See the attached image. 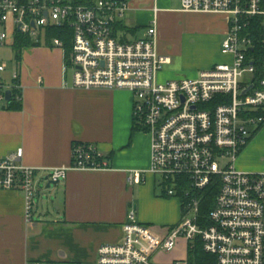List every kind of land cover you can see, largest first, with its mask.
I'll return each mask as SVG.
<instances>
[{
  "label": "built area",
  "instance_id": "obj_1",
  "mask_svg": "<svg viewBox=\"0 0 264 264\" xmlns=\"http://www.w3.org/2000/svg\"><path fill=\"white\" fill-rule=\"evenodd\" d=\"M128 7L123 0H97L91 5L0 0V46L12 45L17 32L42 44L48 30L70 29L69 55L61 39L52 40L65 52V80L70 77L71 86L78 89L132 93L135 125L151 136L152 143L150 167L131 172L129 183L140 184L147 173L158 175L165 193L180 198L181 221L160 236L138 220L132 207L122 241L101 245L94 263L27 264H193L192 241L215 258L210 264H264V171L236 167L253 133L264 124V0H181L184 12L226 16L222 50L230 60L216 63L196 78L166 82L159 80V73L171 58L157 50L156 19L144 38L117 36L115 27ZM6 69L7 64L0 62L1 103L7 102V91L12 97L14 88L21 89L16 72L10 84L3 80ZM22 156L20 148L0 158V189L23 194L28 222L33 221L41 171L46 184H59L71 170L110 169L107 158L90 143H74L68 167H31L21 162ZM216 185L214 206L203 217L202 200ZM181 238L187 242L186 258L156 262L155 255L171 253Z\"/></svg>",
  "mask_w": 264,
  "mask_h": 264
},
{
  "label": "crops",
  "instance_id": "obj_2",
  "mask_svg": "<svg viewBox=\"0 0 264 264\" xmlns=\"http://www.w3.org/2000/svg\"><path fill=\"white\" fill-rule=\"evenodd\" d=\"M128 6L115 27L116 34L124 40L144 38L145 32L138 38L128 37L138 30L146 31L153 19L157 20V50L171 58L159 73L160 81L194 78L202 72L201 68L174 64L169 47L162 46L171 14L212 20L215 39L211 45L217 55L204 64L203 71L221 62L223 56L227 57L223 62L230 60L221 53L228 30L225 15L184 12L181 0H128ZM14 44L15 40L10 46ZM64 55L63 49L48 43L27 46L21 50L13 71L4 72L3 80L10 83L13 73L18 74L22 108L9 109L0 102V158L21 148V162L27 166L68 167L74 143H90L107 158L110 169L71 170L64 181L51 188H47L45 172L41 171L31 222L26 220L23 194L0 189V264L94 263L101 245L122 241L123 225L132 207L136 208L138 220L160 236L182 218L180 198L165 193L158 175L147 173L140 184L129 183L131 172L150 167L152 143L149 134L134 131L132 93L72 87L70 77H64ZM236 167L242 171H264V127L241 152ZM181 241L187 245L181 238L177 247ZM175 260L179 259L165 263Z\"/></svg>",
  "mask_w": 264,
  "mask_h": 264
},
{
  "label": "rangeland",
  "instance_id": "obj_3",
  "mask_svg": "<svg viewBox=\"0 0 264 264\" xmlns=\"http://www.w3.org/2000/svg\"><path fill=\"white\" fill-rule=\"evenodd\" d=\"M167 18L168 21L166 22L164 37L161 40V44L166 48L169 47L173 57V63H179L183 66H191L192 68H201L200 70L203 71L202 67L204 64L217 55V49L211 45L215 39V35L211 27L212 20L205 16H189L186 14H171ZM144 32L145 30L143 29L138 30L134 33V35L131 33V37L128 38H138ZM225 38L226 37L224 36L222 42ZM191 39H195V41H192ZM42 45H45V43H42ZM222 52L223 50L221 53ZM226 60L227 57L223 56L221 62L219 63H224L223 61ZM0 62H5L7 64L8 73L12 72L17 62L15 49L11 46L5 49L0 48ZM6 83L10 84L9 81H6ZM263 127L264 124L262 128ZM261 129L259 131H261ZM259 131L257 133H259ZM42 184L44 185V182H42ZM156 226L158 227V225ZM192 244L194 246V250L201 246V244L197 241H192ZM177 248L178 249L170 255L161 253L157 257H154V259L156 262L165 263L166 261L175 258L179 260L186 258L188 255L186 243L184 241L179 242Z\"/></svg>",
  "mask_w": 264,
  "mask_h": 264
},
{
  "label": "trees",
  "instance_id": "obj_4",
  "mask_svg": "<svg viewBox=\"0 0 264 264\" xmlns=\"http://www.w3.org/2000/svg\"><path fill=\"white\" fill-rule=\"evenodd\" d=\"M23 1H27V0H23ZM68 1L72 2L74 5H91L96 3L97 0H68ZM123 1H128V0H123ZM53 38H59L63 41L66 55H69L72 48V33L70 29L65 28V29L48 30L45 43L52 44ZM33 45L37 46L40 44L35 43L33 40L30 39L28 35H24L19 32L16 33L15 44L13 45V48L15 49L16 58L18 62L20 60L21 50L24 47L33 46ZM16 82L20 84L19 78L16 80ZM6 105H7L6 107H8L9 109L20 110L22 108V91L20 88L13 89V95L11 99L6 102ZM262 126L263 124L253 133V136L262 128ZM139 130L142 131V129H140L137 125H135L134 131H139ZM218 189H219L218 185H216L215 187L212 186L204 196L201 205V213L203 217H207L210 210L213 208L216 195L218 193ZM189 256L192 262L194 261L195 263H199V264H210L215 261V258L207 254L202 249V246H199V248H197L192 252L190 251Z\"/></svg>",
  "mask_w": 264,
  "mask_h": 264
},
{
  "label": "water",
  "instance_id": "obj_5",
  "mask_svg": "<svg viewBox=\"0 0 264 264\" xmlns=\"http://www.w3.org/2000/svg\"><path fill=\"white\" fill-rule=\"evenodd\" d=\"M10 99H11V91H7V93H6V100L9 101ZM54 185H57V183H48L47 184V188H51Z\"/></svg>",
  "mask_w": 264,
  "mask_h": 264
}]
</instances>
